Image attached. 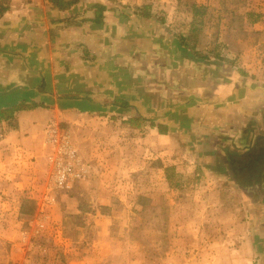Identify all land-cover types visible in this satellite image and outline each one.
<instances>
[{
	"label": "crops",
	"instance_id": "obj_1",
	"mask_svg": "<svg viewBox=\"0 0 264 264\" xmlns=\"http://www.w3.org/2000/svg\"><path fill=\"white\" fill-rule=\"evenodd\" d=\"M160 2L0 0V110L17 108L0 121V190L39 186L50 122L109 161L123 152L131 162L133 144L175 154L187 140L194 165L221 171L249 199L247 217L236 208L224 235L206 239L204 262L264 264V83L192 57L159 18Z\"/></svg>",
	"mask_w": 264,
	"mask_h": 264
},
{
	"label": "rangeland",
	"instance_id": "obj_2",
	"mask_svg": "<svg viewBox=\"0 0 264 264\" xmlns=\"http://www.w3.org/2000/svg\"><path fill=\"white\" fill-rule=\"evenodd\" d=\"M162 1L156 12L176 33L188 29L192 5L205 7L197 48L264 83V0ZM68 135L82 162L67 173L58 166L59 184L49 188L48 165L34 192L0 190V264H206V239L224 235L236 208L248 216L249 199L220 181L221 171L194 165L187 140L159 157L133 144L126 162L123 152L93 157Z\"/></svg>",
	"mask_w": 264,
	"mask_h": 264
},
{
	"label": "built area",
	"instance_id": "obj_3",
	"mask_svg": "<svg viewBox=\"0 0 264 264\" xmlns=\"http://www.w3.org/2000/svg\"><path fill=\"white\" fill-rule=\"evenodd\" d=\"M46 134L49 145L53 147V152L47 157V164L49 165L48 184L49 188H53L54 181H56L57 184L61 182V179L53 172L57 170L58 166L64 165L65 168L63 172L67 173L70 172L74 165H80L82 160L73 145H71L66 130L50 122L47 126Z\"/></svg>",
	"mask_w": 264,
	"mask_h": 264
},
{
	"label": "trees",
	"instance_id": "obj_4",
	"mask_svg": "<svg viewBox=\"0 0 264 264\" xmlns=\"http://www.w3.org/2000/svg\"><path fill=\"white\" fill-rule=\"evenodd\" d=\"M50 1H63V0H50ZM98 8V17L102 18V14L105 11V7L99 6ZM206 15V9L203 6L198 5H192L191 7V23L187 30L182 31L180 33L174 32V37L177 39L180 47H182L184 50H187L190 52L192 57L201 60V61H207L209 60V57L202 55L195 51L196 45H197V36L202 31L203 25H204V17ZM246 17L250 18V20L253 18V15L248 13L246 14ZM217 59V55L215 56ZM218 60V59H217ZM17 108L12 107L10 109H4L0 110V121H9L13 119V114L16 112ZM141 119H132L129 122L131 128H136L138 126L137 122H140ZM153 125V124H152ZM161 134H164V132L160 129L159 130Z\"/></svg>",
	"mask_w": 264,
	"mask_h": 264
}]
</instances>
